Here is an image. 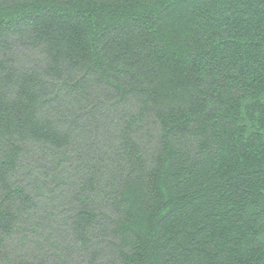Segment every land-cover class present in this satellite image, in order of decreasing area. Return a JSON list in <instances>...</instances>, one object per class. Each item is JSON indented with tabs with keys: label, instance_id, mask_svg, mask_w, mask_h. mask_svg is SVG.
<instances>
[{
	"label": "trees",
	"instance_id": "16d2710c",
	"mask_svg": "<svg viewBox=\"0 0 264 264\" xmlns=\"http://www.w3.org/2000/svg\"><path fill=\"white\" fill-rule=\"evenodd\" d=\"M0 264H264V0H0Z\"/></svg>",
	"mask_w": 264,
	"mask_h": 264
}]
</instances>
